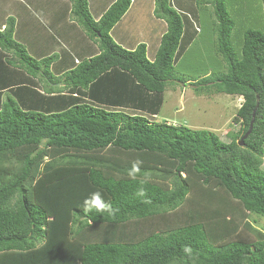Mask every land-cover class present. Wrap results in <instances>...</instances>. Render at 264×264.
<instances>
[{
    "label": "trees",
    "instance_id": "1",
    "mask_svg": "<svg viewBox=\"0 0 264 264\" xmlns=\"http://www.w3.org/2000/svg\"><path fill=\"white\" fill-rule=\"evenodd\" d=\"M66 1L100 51L56 75V55L30 56L17 17L0 12V264H264V233L248 220L264 219V28L247 29L237 53L225 0H155L166 29L151 60L144 44L128 50L110 35L131 0L98 20L89 0ZM207 4L227 67L215 91L243 99L228 142L155 121ZM137 159L151 176L147 203L127 175ZM96 191L114 217L83 210Z\"/></svg>",
    "mask_w": 264,
    "mask_h": 264
},
{
    "label": "rangeland",
    "instance_id": "2",
    "mask_svg": "<svg viewBox=\"0 0 264 264\" xmlns=\"http://www.w3.org/2000/svg\"><path fill=\"white\" fill-rule=\"evenodd\" d=\"M49 1L51 0H37V2L41 4V6H38L37 8L34 6L35 1L31 4H15L24 7V10L22 11L24 20L22 19V21L20 19L17 26L21 31H24L23 33L18 32V34L23 35L26 38L19 41H23L22 43L28 54L34 58L42 56V53L47 50L46 48H44L45 51H43L42 48L38 49V47H36L38 44L36 46H31L27 38L30 33L34 36L40 35V32H42V35H48L44 39L41 38L42 40L39 41L41 43H44L48 39L51 41L53 40V38L50 37V34L52 35V29L55 27L48 26L51 24L49 23V20H51L52 17L47 16L48 10H46L47 8H52L47 6L50 4ZM60 1L65 5L64 9H62V13L60 15L57 14L56 17H60L62 23L66 21L67 25H64L65 28L70 26L75 27L76 24L71 25L74 21V17L67 10V6L69 7L70 3L66 0ZM176 1L177 0H169V3L173 7H177L178 4ZM181 1H185L183 3L185 6L183 5L180 7H185L187 9L189 8L188 6H191L190 9H195V0ZM202 1L210 2V0ZM154 2L155 0H138L133 8H131L129 17H126L124 20V22H130V24H123L122 27L126 30H133V28H135V30L132 31L135 33L133 35H138L137 32L141 31L143 36L141 38H147V46L150 44V46L155 49V52L160 43V36L165 32L166 23L163 19H159L156 16L157 14L154 12L156 8ZM197 2L199 4L201 0H198ZM133 3H131V5ZM7 5L0 1V11H10L11 14L9 13V16H14V9H6ZM42 5H44V7ZM180 5L182 4L180 3ZM209 5H204V8L200 7L202 16H204V18L201 17L203 21L199 18L201 31H198V35L194 39V42L190 44L186 53L177 60L173 72L172 84L174 85V88L171 85L166 88L163 106L155 121H166L173 125L185 124L192 130L206 129L211 133L216 134L222 141L228 142L229 139L226 135L229 132L239 129V126L234 125L233 123L236 111L242 104L243 99L238 96H229L222 93L217 94L215 91V82L218 78L226 75L227 67L221 55L217 52L216 30L213 23L214 17L211 16L212 12ZM225 6L231 19L234 21L231 42L235 51L239 53L245 31L247 29L262 30V28H264L261 13L263 7L262 0H225ZM32 27H34V30ZM28 30L31 32L26 33ZM80 31L84 32L82 28H80ZM120 31L121 27L116 28L115 30L116 33ZM53 32H55V29ZM153 35H157V39L154 42L152 40ZM143 43L145 44L146 42L143 41ZM147 52L151 53L153 52V49ZM68 63L69 65L71 63L70 66H72V63L74 65V59L72 58V61L69 59ZM64 70L65 68L62 67V70H57V72L62 73ZM52 74L56 75L57 73ZM186 79H191L195 84L190 85L188 82H185ZM260 169L264 171V159ZM248 220L254 227L264 233L263 218L256 215H250ZM244 233L249 235L250 238L252 237L249 232Z\"/></svg>",
    "mask_w": 264,
    "mask_h": 264
},
{
    "label": "crops",
    "instance_id": "3",
    "mask_svg": "<svg viewBox=\"0 0 264 264\" xmlns=\"http://www.w3.org/2000/svg\"><path fill=\"white\" fill-rule=\"evenodd\" d=\"M17 2H21L20 4H31L32 2L35 1V8H37L38 6H41L40 3L37 2V0H16ZM16 1L13 0H8L3 2L6 6V9L8 8H12L14 9V13L17 17V20L19 21L20 19H23V10L24 7L21 5H15ZM114 0H89V10L90 13L92 14L93 18L95 20H98L101 15L104 13V11L108 8V6L111 4V2H113ZM138 0H131V3H133L132 5L130 4L128 11L125 13V15L121 18V20L112 28L110 35L112 37V39L121 47L128 49V50H133L135 49L139 44H144L143 41H145L146 43L144 44L146 46V51H150L151 49H153L154 52V48L152 46H147V38L143 39L141 37V31L137 32L138 35H133L135 33H133L132 31L135 30V28H133V30H126L125 28L122 27L123 24H130V22H124L126 17H129V14L131 12V8H133V6L135 5V3ZM50 4H48V7H52V8H47L46 10H48V14L47 16L52 17L51 20H49V27H55V32L54 29H52V35L50 34V37L53 38V40L51 41L50 39L46 40L44 43L39 42L42 39L41 38H45L48 35H42V32H40V35L38 36H34L32 35V37L35 38V42L33 45H35L36 47H38V49L42 48L43 51H45L44 48H46V50L44 53H42V56H50V55H56V58L50 68V72L51 73H58L57 70H62V67L65 68L64 71L69 70L70 68H72L74 65L71 63L69 65V59L72 58L74 59V63L76 64L77 62L81 61L82 59H87L90 58L91 56H95L96 54L99 53V48L98 45L90 40L85 31L82 32L80 31V26L79 24L76 22V20L74 19L73 23L71 25H75L74 26H70L65 28L64 25L66 24L65 22H61L60 17H56L57 14H61L62 13V9H64V3H62L60 0H51L49 1ZM68 4V3H66ZM108 5V6H107ZM44 7V5H42ZM70 5L69 7L67 6V10L69 11V13H71V9ZM3 13V11H0ZM5 16L9 17V15L11 14L10 11H5ZM10 13V14H9ZM12 16V15H11ZM24 20V19H23ZM22 20V21H23ZM48 20V19H46ZM0 27L1 29H4V22H0ZM138 25V24H137ZM136 25V26H137ZM139 26V25H138ZM80 27V28H79ZM121 27V31L120 32H115L116 28ZM128 34V35H127ZM163 34V33H162ZM161 34V36H162ZM160 36V37H161ZM57 38V39H56ZM157 39V35H153V42ZM57 40V41H56ZM139 43V44H138ZM155 46V44H154ZM149 49V50H148ZM153 52L148 53L147 52V56L152 60L153 57ZM155 54V52H154ZM70 66V67H68ZM68 68V69H67Z\"/></svg>",
    "mask_w": 264,
    "mask_h": 264
},
{
    "label": "clouds",
    "instance_id": "4",
    "mask_svg": "<svg viewBox=\"0 0 264 264\" xmlns=\"http://www.w3.org/2000/svg\"><path fill=\"white\" fill-rule=\"evenodd\" d=\"M240 97V96H239ZM143 166V161L137 159L132 162L130 170H128V178L136 181L138 180V187L134 193V196L140 198L143 202H149L147 200V190L145 185L150 182L151 176L148 172H144L143 176H141V170ZM83 210L85 212L96 211L100 213H107L109 216H115L119 211L118 209L112 208L111 204L106 202L101 192L96 191L91 193L83 202Z\"/></svg>",
    "mask_w": 264,
    "mask_h": 264
},
{
    "label": "water",
    "instance_id": "5",
    "mask_svg": "<svg viewBox=\"0 0 264 264\" xmlns=\"http://www.w3.org/2000/svg\"><path fill=\"white\" fill-rule=\"evenodd\" d=\"M257 107V105H256ZM256 107L255 109L253 110L252 112V118H251V121H250V124H249V127H248V130L246 131V133L241 137V139L239 140V143L238 145L239 146H243L244 144V140L248 137V135L251 133L252 131V127H253V122H254V117H255V110H256Z\"/></svg>",
    "mask_w": 264,
    "mask_h": 264
}]
</instances>
